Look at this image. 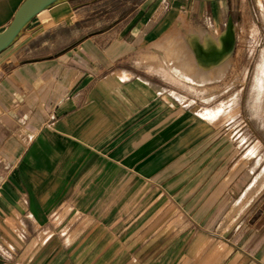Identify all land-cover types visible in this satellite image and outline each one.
<instances>
[{
	"label": "crops",
	"instance_id": "0c3cea01",
	"mask_svg": "<svg viewBox=\"0 0 264 264\" xmlns=\"http://www.w3.org/2000/svg\"><path fill=\"white\" fill-rule=\"evenodd\" d=\"M229 1L57 0L0 52V264H156L184 233L209 247L190 264H264L263 231L218 236L235 164L178 129L167 37L233 32Z\"/></svg>",
	"mask_w": 264,
	"mask_h": 264
},
{
	"label": "rangeland",
	"instance_id": "374dc122",
	"mask_svg": "<svg viewBox=\"0 0 264 264\" xmlns=\"http://www.w3.org/2000/svg\"><path fill=\"white\" fill-rule=\"evenodd\" d=\"M229 9L230 47L222 44L216 50L210 37L204 38V44L197 43L206 47L208 63L195 55L191 39L196 38L190 37L209 34L222 42L226 30L182 23L167 38L176 41L170 50L178 75L187 77L176 81L183 141L195 142L198 150L224 153L226 170L234 163L240 173L242 189L234 197L239 202L224 209L218 236L231 238L237 231L244 240L256 230L264 232V0H230ZM188 234H178L171 250L156 264H190L193 254L199 256L209 248L202 238L186 241Z\"/></svg>",
	"mask_w": 264,
	"mask_h": 264
},
{
	"label": "water",
	"instance_id": "95a60500",
	"mask_svg": "<svg viewBox=\"0 0 264 264\" xmlns=\"http://www.w3.org/2000/svg\"><path fill=\"white\" fill-rule=\"evenodd\" d=\"M57 0H24L15 11L10 23L0 31V52L7 48L22 28L39 12Z\"/></svg>",
	"mask_w": 264,
	"mask_h": 264
},
{
	"label": "bare ground",
	"instance_id": "6f19581e",
	"mask_svg": "<svg viewBox=\"0 0 264 264\" xmlns=\"http://www.w3.org/2000/svg\"><path fill=\"white\" fill-rule=\"evenodd\" d=\"M231 34H232V29L230 27H227L226 29V33L223 35L222 37V44L224 46L225 49L229 48L230 47V38H231ZM209 38V37H208ZM211 39V38H210ZM192 40V44L195 45V50H196V53L198 54V56L201 58L202 57V63H205V62H209L208 60L205 59L206 57V53L204 52L203 48H206L203 46V48L199 45H197V41L194 40V39H191ZM216 44V43H215ZM231 49V48H230ZM230 53V52H229ZM229 55V54H228ZM205 59V60H204ZM224 59V58H223ZM222 59V60H223ZM259 183V182H258ZM259 185V184H258ZM254 190V189H253ZM249 194V193H248ZM243 204V203H242Z\"/></svg>",
	"mask_w": 264,
	"mask_h": 264
}]
</instances>
